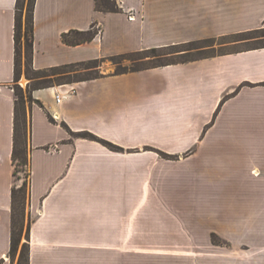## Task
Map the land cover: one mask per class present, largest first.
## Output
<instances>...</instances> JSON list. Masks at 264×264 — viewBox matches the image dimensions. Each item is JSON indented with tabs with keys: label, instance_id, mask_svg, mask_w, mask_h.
<instances>
[{
	"label": "crops",
	"instance_id": "0c3cea01",
	"mask_svg": "<svg viewBox=\"0 0 264 264\" xmlns=\"http://www.w3.org/2000/svg\"><path fill=\"white\" fill-rule=\"evenodd\" d=\"M117 1L112 12L94 0H35L33 67L264 28V0ZM15 3L0 0V264H12ZM92 24V40L63 42ZM32 96L29 264H111V251L125 264L127 249L177 242L194 227L229 242V264H264V46Z\"/></svg>",
	"mask_w": 264,
	"mask_h": 264
},
{
	"label": "trees",
	"instance_id": "16d2710c",
	"mask_svg": "<svg viewBox=\"0 0 264 264\" xmlns=\"http://www.w3.org/2000/svg\"><path fill=\"white\" fill-rule=\"evenodd\" d=\"M35 0H16L15 3V18H14V82L12 89L14 91V122H13V149L12 161L14 165L13 174L16 177L17 166L26 165L29 163L27 145L29 137V110L33 102L40 103L32 96V91L39 88L49 87L56 84L72 83L82 80L93 79L102 76L98 71V66L103 60V57L92 58L73 63L61 64L42 69H35L32 65L33 54V11ZM95 9L100 11H121L117 0H94ZM259 30V29H257ZM254 31V30H252ZM98 30L94 29V24L85 30L71 29L62 34V40L69 45H77L92 40ZM189 41L186 43H191ZM186 43L171 44L161 47L143 48L140 50H133L124 53L115 54L119 57H128L132 62H137L138 57L142 53H151V58L154 62L152 65H135L129 69L118 70L115 73H125L129 71H137L155 66H162L174 64L179 62H186L191 59H181L176 61L163 60L166 48H174L177 45ZM22 45L24 46L25 66L24 75L28 79L25 90L18 83L21 75V52ZM259 45L256 47H262ZM184 54V53H183ZM112 56V55H111ZM155 60V61H154ZM80 70L71 74V71ZM72 76L74 78H72ZM52 121L53 118L49 117ZM79 137L93 139L102 142L106 146H113L111 142L98 138L90 132H78ZM29 176V172H28ZM26 186L28 188H26ZM29 199V180H24L22 184H14L11 188V233H10V248L8 252L9 258L13 261L14 255L18 249L21 241V236L24 229L26 200ZM26 226V240L22 242L20 255L17 264H29V229L31 225V218L28 213Z\"/></svg>",
	"mask_w": 264,
	"mask_h": 264
},
{
	"label": "rangeland",
	"instance_id": "374dc122",
	"mask_svg": "<svg viewBox=\"0 0 264 264\" xmlns=\"http://www.w3.org/2000/svg\"><path fill=\"white\" fill-rule=\"evenodd\" d=\"M94 29L100 30V26L94 25ZM186 43V42H185ZM264 44V28H260L259 30L248 31L244 33L226 35L221 37H214V38H207L204 40H198L191 43H186L182 45H177L174 48H166L165 50L161 51L170 52L171 53L165 54L163 56V60L167 61H176L181 59H191L189 61L213 56L220 53H225L229 51H236L239 49H245L250 47H256L259 45ZM171 45V44H170ZM167 46V45H166ZM22 52H21V77H25L24 75V66H25V56H24V46L22 45ZM184 53V54H183ZM151 53H142L137 56L139 59L137 62H132L131 59L128 57H119L113 54L112 56H104L103 60L100 62L98 66V71L100 74L106 73H114L118 70L129 69L135 65L142 66V65H152L153 58L150 56ZM152 58V59H151ZM155 61V60H154ZM76 72H80V70L71 71V74ZM130 72V71H129ZM26 78V77H25ZM72 78H74L72 76ZM20 81V80H19ZM20 86L25 90L26 85H22L18 82ZM229 96L225 95L221 103L224 102ZM219 110V107H218ZM218 112V111H217ZM216 112V113H217ZM28 146V145H27ZM111 148L118 149L120 147L113 144L110 146ZM28 151V147H27ZM163 157H171V158H180V157H188V154L182 156H167L162 155ZM28 172H29V163L26 165L17 166L15 183L17 185L22 184L24 180L28 181ZM26 188H28L26 186ZM29 199L26 200V209H25V220H24V231L21 236V241L18 246V249L14 255L13 261L11 260L12 264H17V260L20 255V250L22 246V242L26 240V226H27V217H28V206H29ZM193 230V232H192ZM197 228L194 227L190 231V234L186 233V230L183 229L181 231L183 235H177L175 237L179 238L177 242H170V243H157V244H143L140 245V249H127L125 253V264H214L215 256L220 258V251L223 249L224 255H222V260H218L221 262L220 264H229L228 258V248L229 242L215 233L213 230L209 228L204 230V234L201 233L202 231L197 232ZM189 231V230H188ZM188 235V236H187ZM211 242L208 245V243ZM207 243L205 246L204 244ZM227 252V253H226ZM111 264H117L118 259L120 258L121 262V252L111 251ZM123 253V252H122Z\"/></svg>",
	"mask_w": 264,
	"mask_h": 264
},
{
	"label": "built area",
	"instance_id": "2783aa9c",
	"mask_svg": "<svg viewBox=\"0 0 264 264\" xmlns=\"http://www.w3.org/2000/svg\"><path fill=\"white\" fill-rule=\"evenodd\" d=\"M70 91L72 93V92H74V89H71ZM55 99H56V101H59L60 100V94H56Z\"/></svg>",
	"mask_w": 264,
	"mask_h": 264
}]
</instances>
